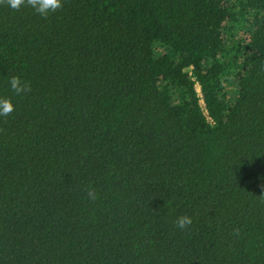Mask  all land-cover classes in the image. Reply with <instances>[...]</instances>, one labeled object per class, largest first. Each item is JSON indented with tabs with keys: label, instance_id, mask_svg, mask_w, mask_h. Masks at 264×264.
Here are the masks:
<instances>
[{
	"label": "trees",
	"instance_id": "16d2710c",
	"mask_svg": "<svg viewBox=\"0 0 264 264\" xmlns=\"http://www.w3.org/2000/svg\"><path fill=\"white\" fill-rule=\"evenodd\" d=\"M0 96V264H264V0H0Z\"/></svg>",
	"mask_w": 264,
	"mask_h": 264
},
{
	"label": "clouds",
	"instance_id": "9594fccd",
	"mask_svg": "<svg viewBox=\"0 0 264 264\" xmlns=\"http://www.w3.org/2000/svg\"><path fill=\"white\" fill-rule=\"evenodd\" d=\"M8 5L12 9H20L25 3V0H7ZM27 3L41 16H47L54 13L62 6V0H27ZM8 83L11 90L16 95H21L30 91V85L26 80H23L19 75H13L9 78ZM14 111V105L10 98L0 96V116H7ZM92 195V192H89ZM192 223V219L188 216H179L176 220V226L180 229L186 228Z\"/></svg>",
	"mask_w": 264,
	"mask_h": 264
}]
</instances>
